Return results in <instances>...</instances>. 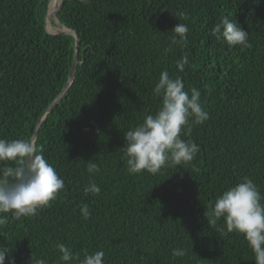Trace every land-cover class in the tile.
<instances>
[{
  "label": "trees",
  "instance_id": "16d2710c",
  "mask_svg": "<svg viewBox=\"0 0 264 264\" xmlns=\"http://www.w3.org/2000/svg\"><path fill=\"white\" fill-rule=\"evenodd\" d=\"M50 1L0 0L2 139L32 141L68 83L76 41L47 32ZM57 16L79 36L78 65L34 146L65 189L35 216L8 214L0 246L15 264H60L56 243L81 257L102 250L103 264H255L243 236L221 231L223 220L209 225L205 213L245 176L264 195V0H64ZM224 17L248 31L250 48L210 35ZM180 22L188 44L166 51ZM185 53L190 64L181 73L176 61ZM164 70L201 92L210 119L192 130L200 152L185 168L131 175L120 151L124 133L157 110L152 90ZM89 160L100 168L97 196L83 192ZM178 247L187 255L174 259Z\"/></svg>",
  "mask_w": 264,
  "mask_h": 264
},
{
  "label": "clouds",
  "instance_id": "9594fccd",
  "mask_svg": "<svg viewBox=\"0 0 264 264\" xmlns=\"http://www.w3.org/2000/svg\"><path fill=\"white\" fill-rule=\"evenodd\" d=\"M51 1L45 21L47 32L51 36H63L61 32L52 34L48 31L47 17L51 18L53 15L60 26L69 32L73 31L60 22L57 11L51 16L48 14ZM89 2L90 0H81L83 4ZM180 16L183 17V14ZM51 22L52 20L50 26ZM171 32L173 33L171 45L166 51H171L173 45L187 46L189 32L187 24L180 22ZM210 35L229 48L252 46L248 31L239 23L230 21L228 17L215 24ZM189 64L188 53L176 61L181 73ZM152 93L160 100L157 110L153 114L145 115L141 123L124 133L126 143L120 151L123 153L127 172L131 175L143 173L156 175L166 168H185L192 164L200 152V146L191 138L193 127L202 125L210 119V114L201 100V92L195 87L186 90L185 83L179 75L173 77L169 71H162ZM86 171L89 180L84 185L83 192L86 196L89 194L97 196L101 188L96 183L95 176L100 172V168L93 160H89L86 162ZM64 189V179L33 145L30 138L12 140L0 138V225L6 223L8 214L16 220L37 215L41 208L48 207L56 201ZM80 212L84 219L91 216L87 204L81 207ZM205 216L209 225L214 226L223 220L224 226L221 227V231L226 228L229 233L243 236L253 253L255 264H264V195L250 177H243L218 194ZM54 247L60 253V264L104 262L105 253L102 250L92 253L84 251L81 257L64 243H56ZM9 254L7 247L0 246V264H15V260ZM186 255L187 250L184 248H174L171 252L174 259ZM35 264H46V260L36 259Z\"/></svg>",
  "mask_w": 264,
  "mask_h": 264
},
{
  "label": "water",
  "instance_id": "95a60500",
  "mask_svg": "<svg viewBox=\"0 0 264 264\" xmlns=\"http://www.w3.org/2000/svg\"><path fill=\"white\" fill-rule=\"evenodd\" d=\"M63 1L64 0H61L60 3L58 4L57 10H56L57 12H59V10H60V8H61V6L63 4ZM61 34L64 35L63 33H61ZM69 34H71L72 36L75 37V39H76V48H75V55H74L73 65H72V68H71V71H70V74H69L68 83L66 84V86H65L64 90L62 91V93L57 97V99L50 105V107L42 115L41 119L38 122L36 131H35V135L33 136V139H32V143L33 142L35 143V140H36V138H37V136L39 134V128H40L42 122L47 117V115L49 113H51L63 101V99L67 95V92H68V90H69V88H70V86H71V84H72V82H73V80L75 78L76 69H77V65H78V52H79V47H80V39H79V36L77 35V33L73 32V31L69 32Z\"/></svg>",
  "mask_w": 264,
  "mask_h": 264
},
{
  "label": "rangeland",
  "instance_id": "374dc122",
  "mask_svg": "<svg viewBox=\"0 0 264 264\" xmlns=\"http://www.w3.org/2000/svg\"><path fill=\"white\" fill-rule=\"evenodd\" d=\"M51 20H52V22H51V26H50L49 23ZM47 27H48V31L51 32L52 34H59L60 31H61V33L68 32V30L62 31L63 27L59 25L58 20L54 15L51 18L47 17Z\"/></svg>",
  "mask_w": 264,
  "mask_h": 264
},
{
  "label": "bare ground",
  "instance_id": "6f19581e",
  "mask_svg": "<svg viewBox=\"0 0 264 264\" xmlns=\"http://www.w3.org/2000/svg\"><path fill=\"white\" fill-rule=\"evenodd\" d=\"M50 13H51V15L55 14V10H54V0H53L52 3H51ZM54 16H55V15H54ZM49 27H50V26H49ZM64 30H67V29L63 28L62 31H64ZM60 32H61V31H60ZM63 33H64V34H67V35H70V34H69V31H68V32H63ZM33 145H34V142H33Z\"/></svg>",
  "mask_w": 264,
  "mask_h": 264
}]
</instances>
